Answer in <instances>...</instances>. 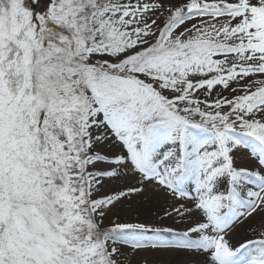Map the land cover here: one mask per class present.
I'll return each mask as SVG.
<instances>
[{
    "label": "snow or ice",
    "instance_id": "snow-or-ice-1",
    "mask_svg": "<svg viewBox=\"0 0 264 264\" xmlns=\"http://www.w3.org/2000/svg\"><path fill=\"white\" fill-rule=\"evenodd\" d=\"M149 257L264 264V0H0V264Z\"/></svg>",
    "mask_w": 264,
    "mask_h": 264
},
{
    "label": "rangeland",
    "instance_id": "rangeland-1",
    "mask_svg": "<svg viewBox=\"0 0 264 264\" xmlns=\"http://www.w3.org/2000/svg\"><path fill=\"white\" fill-rule=\"evenodd\" d=\"M47 2H48V0H38V3H37L36 0H32V4L34 5L35 10L37 12L43 11L45 9V5L47 4ZM151 208H152V203L151 202H148V203L140 205V209H141V212H142V217L144 219H146L147 221H149V222H155V218L152 217L151 214H150V209ZM261 219L262 218L260 216H257V217H255L253 219V221H250L249 223L258 225L261 222ZM168 223H170V222H168ZM247 228H248L247 224L244 225L241 228H238L237 231L232 236L233 241L235 242V241L241 239ZM151 259L152 258L149 257V264H151Z\"/></svg>",
    "mask_w": 264,
    "mask_h": 264
}]
</instances>
